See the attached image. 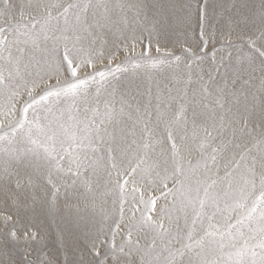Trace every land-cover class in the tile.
<instances>
[{
    "label": "snow or ice",
    "instance_id": "snow-or-ice-1",
    "mask_svg": "<svg viewBox=\"0 0 264 264\" xmlns=\"http://www.w3.org/2000/svg\"><path fill=\"white\" fill-rule=\"evenodd\" d=\"M0 264H264V0H0Z\"/></svg>",
    "mask_w": 264,
    "mask_h": 264
}]
</instances>
